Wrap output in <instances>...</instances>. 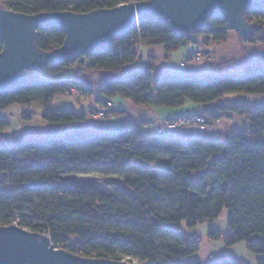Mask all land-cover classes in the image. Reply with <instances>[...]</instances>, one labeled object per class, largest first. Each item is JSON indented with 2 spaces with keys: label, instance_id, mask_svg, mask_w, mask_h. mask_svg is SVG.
<instances>
[{
  "label": "trees",
  "instance_id": "trees-1",
  "mask_svg": "<svg viewBox=\"0 0 264 264\" xmlns=\"http://www.w3.org/2000/svg\"><path fill=\"white\" fill-rule=\"evenodd\" d=\"M129 1L0 0V7L25 14L84 13ZM244 17L254 30L242 39L264 48V9L247 10ZM231 31L217 15L192 35L205 37L207 44L226 41ZM63 39L64 31L57 26L40 28L35 45L40 51H50ZM190 41L191 35L175 34L164 19L145 18L96 52L45 67L55 72L74 63L73 79L32 77L0 92V111L11 104L38 103L47 123L82 121L83 113L50 106L53 96L68 86L87 94L97 89L100 102L119 95L135 105L163 108H177L185 101L207 104L226 94L264 93L260 55L257 63L238 73L152 79L149 66V71L124 73L136 58L138 44H161L171 52ZM85 73L89 81L83 80ZM95 73L101 75L99 80L93 79ZM226 109L247 119L248 126L224 142L174 138L169 144L149 139L132 124L113 133L72 130L56 138L8 142L4 131L9 120L0 112V225L17 221L26 230L46 233L55 247L87 258L120 260L116 254L123 253L141 264H203L196 256L198 238L177 225L184 221L191 228L217 219L226 210L227 232L221 236L209 229V238L221 239L227 246L244 242L256 255V264H264V106L249 109L236 104ZM203 114L207 124L217 118L211 111ZM108 172L121 178L105 182L110 193L81 189L77 179L69 177ZM206 264L242 263L223 257Z\"/></svg>",
  "mask_w": 264,
  "mask_h": 264
},
{
  "label": "water",
  "instance_id": "water-1",
  "mask_svg": "<svg viewBox=\"0 0 264 264\" xmlns=\"http://www.w3.org/2000/svg\"><path fill=\"white\" fill-rule=\"evenodd\" d=\"M264 9V0H146L129 1L84 13L51 11L35 14L0 7V92L27 81L31 73L50 64L91 54L113 37L125 34L141 20L164 19L178 35H192L214 16H222L240 38L253 33L244 13ZM57 26L64 31L62 43L50 50L36 48L37 30ZM264 58V48H255ZM99 73L93 74L99 80ZM49 139V138H48ZM0 264H133L107 258L82 257L55 247L46 233L18 225H0Z\"/></svg>",
  "mask_w": 264,
  "mask_h": 264
},
{
  "label": "crops",
  "instance_id": "crops-1",
  "mask_svg": "<svg viewBox=\"0 0 264 264\" xmlns=\"http://www.w3.org/2000/svg\"><path fill=\"white\" fill-rule=\"evenodd\" d=\"M204 39L205 37L200 35H191V41L188 44L171 52L165 51L161 44H138L134 47L136 58L130 70L144 69L149 66L152 79L164 75L203 76L221 72L238 73L244 66L259 61V55L255 48H260V46L238 37L233 31L229 33L228 39L223 42L209 40L205 44ZM200 46L208 51L203 55L204 63L182 67L180 65L181 60L189 55L194 48ZM82 78L84 81L90 79L88 73L83 74ZM109 100L111 107L104 118H97L89 114L87 110L89 101L84 99L80 101L83 103L80 109H73L77 114L83 113L85 115L82 121L70 122V126L64 123V126L61 123H47L42 119L43 122L37 130L29 129L27 132H21L24 135L17 140L21 138H56L64 136L66 132L72 130L96 134L113 133L124 124H132L141 129L149 139L164 144H169L174 138L182 140L207 138L224 142L230 138L232 133L248 126L247 119L226 108L236 104H246L249 109L264 106V93L226 94L207 104L185 101L183 105L177 108L135 105L128 98L119 95H115ZM204 110L211 111L217 118L210 120L203 129L186 126L168 128L165 126V122L168 120L179 116L203 114ZM63 127H65V133L62 135ZM226 217L227 211L225 210L221 218L219 216L213 221H205L191 228H187L183 221V227L180 226L181 222L177 227L188 235L194 234L198 238L199 250L196 256L203 264L210 261L209 257L216 259L228 257L242 264H256V255L247 249L244 242L227 246L221 239L209 238V229L217 230L221 236L227 232Z\"/></svg>",
  "mask_w": 264,
  "mask_h": 264
},
{
  "label": "rangeland",
  "instance_id": "rangeland-1",
  "mask_svg": "<svg viewBox=\"0 0 264 264\" xmlns=\"http://www.w3.org/2000/svg\"><path fill=\"white\" fill-rule=\"evenodd\" d=\"M76 68L77 65L74 63H70L67 65H63L59 70L55 72L47 71L45 68L40 69L37 72L31 73V77H37L40 79L47 80H65V79H73L76 77ZM83 103L76 100L69 93H57L53 96L50 101V106L52 108H71V109H80ZM1 116L5 119L9 120V127L6 129L5 140L8 142H13L17 140L19 137H22L21 132H27L29 129L37 130L38 127L43 122L41 118L42 107L38 103L31 104H11L5 108V110L0 111ZM64 124V123H63ZM67 126H70V123ZM64 124V126H65ZM61 132L63 135L64 132ZM152 168L157 167V163H150ZM69 177H74L77 179L78 184L81 189H88L92 191H96L99 193H110L111 188L107 187L105 182L110 179H120L121 178L111 172L107 174L101 173H87V174H70ZM225 210H222L220 214V218L223 216ZM182 224V225H181ZM184 222L180 223V226L183 227ZM181 230V229H180ZM74 237H70V241H74ZM116 257L121 261L131 262L133 264H141L136 258L123 254L117 253ZM210 259V257H209Z\"/></svg>",
  "mask_w": 264,
  "mask_h": 264
},
{
  "label": "built area",
  "instance_id": "built-area-1",
  "mask_svg": "<svg viewBox=\"0 0 264 264\" xmlns=\"http://www.w3.org/2000/svg\"><path fill=\"white\" fill-rule=\"evenodd\" d=\"M134 1V0H131ZM207 49H203L201 46L194 48L189 55L183 58L180 62L182 67L194 65V64H203L204 63V53H207ZM133 63V62H132ZM132 63L125 69L124 73L130 70ZM146 71H149L146 68ZM66 93L71 94L76 100L82 101L87 99L89 101L88 113L94 115L97 118H104L107 116L108 111L111 107L110 100L98 101L97 94L98 90L95 89L92 93L87 94L75 86H68L65 90ZM207 125V117L204 114L191 115V116H179L174 119L168 120L165 122V126L168 128L175 127H192L197 129H203ZM11 224L18 225L17 221L11 222ZM19 226V225H18ZM216 258L210 257L209 260H215Z\"/></svg>",
  "mask_w": 264,
  "mask_h": 264
}]
</instances>
